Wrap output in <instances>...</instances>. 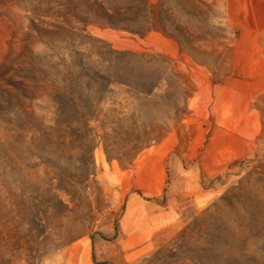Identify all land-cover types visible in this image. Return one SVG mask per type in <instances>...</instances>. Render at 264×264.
Segmentation results:
<instances>
[{"label": "rangeland", "instance_id": "rangeland-1", "mask_svg": "<svg viewBox=\"0 0 264 264\" xmlns=\"http://www.w3.org/2000/svg\"><path fill=\"white\" fill-rule=\"evenodd\" d=\"M161 3L141 37L0 0V264H264V0ZM80 69L157 85L67 125Z\"/></svg>", "mask_w": 264, "mask_h": 264}, {"label": "trees", "instance_id": "trees-1", "mask_svg": "<svg viewBox=\"0 0 264 264\" xmlns=\"http://www.w3.org/2000/svg\"><path fill=\"white\" fill-rule=\"evenodd\" d=\"M127 1L123 6V4L119 5L117 0H78L83 8V11H81L83 17H79L75 13L72 16L76 19V22L82 23L84 28H87L90 24H98L100 26L128 31L141 37L145 36L147 32H150L153 27L146 30L141 29L140 26L138 27L136 21L138 17L141 15L145 18L156 17L160 23L163 20L162 15L165 11L163 10V4L161 2L164 0H160L157 5L149 4L148 0ZM137 3L141 8L136 6ZM76 10L74 9L75 12ZM124 15L126 17L123 19ZM155 28L157 27L155 26ZM115 53L117 57L135 55V53L129 51H115ZM100 73L102 72L94 71L88 73L80 69L77 74L75 72H68L69 77L66 80H60L58 82L64 91L56 94L52 98V102L56 106L58 122L61 117H66L62 123L70 124L71 115H74L77 118L75 122L82 126H87L91 120H97L99 114L98 106L104 102L105 97L110 93V91H107L108 87H106L105 83H111V80L119 83L121 86L137 90L144 95H150L157 85V82H155L151 83L149 87H135L130 81H124L123 79L115 77H106ZM141 148L139 147L138 150Z\"/></svg>", "mask_w": 264, "mask_h": 264}]
</instances>
